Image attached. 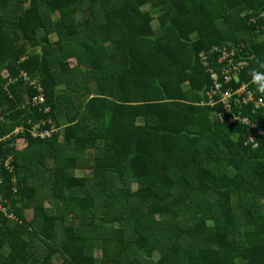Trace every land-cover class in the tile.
Instances as JSON below:
<instances>
[{"label": "trees", "instance_id": "16d2710c", "mask_svg": "<svg viewBox=\"0 0 264 264\" xmlns=\"http://www.w3.org/2000/svg\"><path fill=\"white\" fill-rule=\"evenodd\" d=\"M263 12L0 0V264H264Z\"/></svg>", "mask_w": 264, "mask_h": 264}, {"label": "rangeland", "instance_id": "374dc122", "mask_svg": "<svg viewBox=\"0 0 264 264\" xmlns=\"http://www.w3.org/2000/svg\"><path fill=\"white\" fill-rule=\"evenodd\" d=\"M264 13V12H263ZM222 56H221V58H226V59H228L229 60V62H231V63H235L236 62V60H235V57L237 56L236 55V53H228V52H222ZM238 59V58H237ZM239 61V63H240V60H238ZM263 77V75H260V78H262ZM245 91V88H240V89H237V90H235V91H231L230 93H231V95H238L237 96V98L238 99H240V101L242 102V103H244V104H253V106L255 107V110H259V109H261V108H263L264 106H262L261 105V98H257V97H254V96H252V97H250L249 96V94H247V93H243ZM245 97H247L246 99H245ZM259 104L261 105V107H258L259 106ZM229 107H231L230 105H229ZM230 109L231 108H226V110L227 111H230ZM235 121H240V122H242L241 123V125H244L245 126V124H247V125H249V126H251V128L254 130V134L253 135H260L261 134V131L260 130H258V124H256V123H249L248 121H246L245 119H239V118H237V117H235L234 115H233V117L231 118V121H230V124H234L233 122H235ZM257 147V145L255 146V148ZM57 263H58V261H57Z\"/></svg>", "mask_w": 264, "mask_h": 264}, {"label": "built area", "instance_id": "2783aa9c", "mask_svg": "<svg viewBox=\"0 0 264 264\" xmlns=\"http://www.w3.org/2000/svg\"><path fill=\"white\" fill-rule=\"evenodd\" d=\"M263 22H264V14H263ZM218 49L217 48H214V51H217ZM223 55V54H222ZM222 55H218V59H220V62H225V60H227L225 57L224 58H221V56ZM201 57L203 58L202 60L203 61H206V58H207V56L203 53V54H201ZM213 77L214 78H216L217 76H216V74H213ZM217 88L218 87H220V84H218L217 86H216ZM241 88H245V91L243 92V93H247V94H249V96L250 97H252L253 96V93H252V91H250L249 90V88H248V86L247 85H244L243 87H241ZM240 89V88H239ZM214 94V93H213ZM229 96H231V93H228V94H226L225 96H224V102H226V101H228V97ZM247 97H245V99H246ZM248 99V98H247ZM239 101H240V99H239ZM241 102V101H240ZM229 105H230V103H228V105H227V107H229ZM261 105L262 106H264V102L262 101V99H261ZM261 105L259 104V106L258 107H261ZM245 120L246 121H248L249 123H252V121H250L248 118H245ZM259 128H258V130H260V126L259 125H257ZM35 135H40V136H42V137H44V138H46V137H48V136H50V132L49 131H41L40 129H39V127H37L36 129H35V133H34ZM257 145V144H256Z\"/></svg>", "mask_w": 264, "mask_h": 264}, {"label": "clouds", "instance_id": "9594fccd", "mask_svg": "<svg viewBox=\"0 0 264 264\" xmlns=\"http://www.w3.org/2000/svg\"><path fill=\"white\" fill-rule=\"evenodd\" d=\"M252 76H253L254 81L259 78V74L255 73V72H253Z\"/></svg>", "mask_w": 264, "mask_h": 264}]
</instances>
